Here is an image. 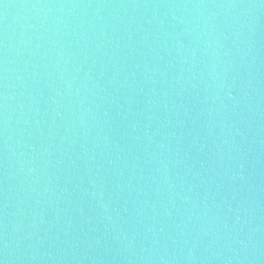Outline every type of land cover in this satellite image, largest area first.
<instances>
[{"label": "water", "instance_id": "95a60500", "mask_svg": "<svg viewBox=\"0 0 264 264\" xmlns=\"http://www.w3.org/2000/svg\"><path fill=\"white\" fill-rule=\"evenodd\" d=\"M0 264H264V0H0Z\"/></svg>", "mask_w": 264, "mask_h": 264}]
</instances>
